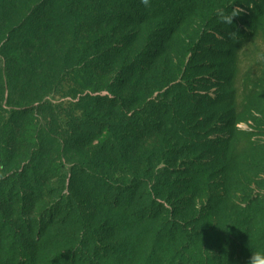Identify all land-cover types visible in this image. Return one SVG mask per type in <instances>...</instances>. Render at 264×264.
I'll return each mask as SVG.
<instances>
[{"label": "rangeland", "instance_id": "374dc122", "mask_svg": "<svg viewBox=\"0 0 264 264\" xmlns=\"http://www.w3.org/2000/svg\"><path fill=\"white\" fill-rule=\"evenodd\" d=\"M31 1L18 5L17 12L23 17L32 7ZM92 1L98 6L103 1L110 5L103 15L111 12V19L129 17L103 26L99 32H86L83 40L46 36L54 49L30 61L45 64V70L51 71V84L45 88L42 104L30 100L36 90L33 85L20 84L11 99V88H5L0 126L12 119L20 134L0 139L6 155L0 160V199L18 197L26 203L12 208L16 209L14 223L25 254L41 261L48 257L53 260L59 237L67 233L55 224L43 226L39 233L25 227L33 228L39 213L70 194L83 222L98 233L101 249L112 245L113 252H130L119 264H136L144 255L151 243L148 225L105 199L101 190L105 189L104 182L81 169L84 161H90L94 172L118 187L137 182L139 175H148L143 177L146 183H164L167 175L183 183L195 173L200 178L198 187L194 197L189 196L190 206L185 210L191 218L205 217L204 222L210 225L221 224L230 213H240L248 206L262 212L264 0H126L131 5L123 12L112 9V0ZM229 3L234 7L225 9ZM67 13L59 8L55 14L63 27L68 22ZM96 16L95 21L102 13ZM105 33L109 39L90 49ZM4 37L0 35V44ZM79 49L90 54L85 62L77 54ZM222 51L226 53L220 54ZM234 52L233 64L230 59ZM3 62L0 54V71ZM233 69V84L220 83ZM22 73L25 75L26 70ZM225 87L227 94L233 93L232 102L207 106L202 102L216 98ZM86 95L112 97L117 103V107L104 106L103 112L110 124L121 125L122 157H114L110 146L105 151L99 147L96 136L104 135L100 128L88 125L81 130L88 107L79 100ZM199 107L220 109L209 112ZM14 109L18 113L11 118ZM102 125L105 129L106 124ZM223 137L251 143L238 150L237 159L232 160L220 143ZM88 138L93 142H87ZM35 149L40 151L43 166L37 177L32 176L31 169ZM141 194L139 190L137 200ZM175 197L174 201L181 203ZM3 232L0 228V236ZM127 236H132V245L125 242ZM246 239L255 240L251 245H261L264 251V233L252 232ZM11 252L8 242L0 237V264H8L6 257ZM109 260L117 264L115 257Z\"/></svg>", "mask_w": 264, "mask_h": 264}, {"label": "trees", "instance_id": "16d2710c", "mask_svg": "<svg viewBox=\"0 0 264 264\" xmlns=\"http://www.w3.org/2000/svg\"><path fill=\"white\" fill-rule=\"evenodd\" d=\"M112 1L115 2L112 4V9L119 8L122 12L131 5L126 0ZM232 1L234 3L237 2V0ZM25 2L27 3L29 0H25ZM31 2L32 7H29L27 15L23 17L17 12L18 5L24 4L23 0H0V35H5L4 43L0 44V54L4 59L0 71V107H3L5 100V88L8 86L11 88V92H9V98L11 99L20 84L24 86L33 85L36 90L34 97L30 99L31 102L38 101L40 104L43 103L44 95L47 92L45 88L51 84V71L45 70V64L31 63L30 61L36 60L42 53L48 54L50 49H54V46L45 40L46 36L52 35L63 40L72 38L74 40H83L81 38L86 32H96L98 29L101 30L103 26L107 27L113 21H125V17H129L126 14L124 15L125 17L118 16L116 18L111 16V19L109 16L111 12H106L103 15L105 10L111 8L104 1L100 6L92 0H32ZM230 5L232 4L229 3L225 9H229ZM59 8L68 11V22L64 24V27L61 26L58 19L55 20V14ZM97 12H101L102 17L95 21L96 19L94 18L98 17L96 16ZM107 17L108 19H106ZM109 36L106 33L102 35L95 45L90 46V49L102 45L103 42H106V39H109ZM92 40H95V38L92 37ZM34 52L36 53L35 55ZM225 53L226 51H222L220 54ZM77 54L83 62L90 55L88 51H81V49L77 50ZM235 58L236 53L234 52L230 59L233 64L235 63ZM24 70H26L25 75L22 73ZM234 71L235 69L230 70L229 75L226 76L228 78L221 80L220 83L232 85L235 77ZM233 100V93L227 94L225 87V92L223 90V93H219L216 98L211 100L204 99L202 102H205L204 104L207 106L210 103L214 104V102L226 104ZM79 104L83 105V107H88L85 109L86 121L83 123L81 130L88 125L93 126L94 129H102H99V131L101 134L104 133V135L102 137L96 136L99 147L105 151L110 146V152L113 156L122 157L125 150L123 149L121 125L117 123H114V125L113 123L110 124L109 116L103 112V107L106 105L117 107L114 98H92L91 95H86L79 100ZM24 105L27 106L29 104L24 103ZM176 108L179 110V107ZM199 108L209 112L220 109L219 107ZM10 112L11 118H13L18 113V109ZM233 116L231 118H234ZM232 123L229 124L234 126V121ZM13 124L11 119L7 124L0 126V139L1 137H9L10 139L16 134L17 136L20 134V128L17 127V130ZM102 124H106L104 125L105 129ZM80 134L84 137V132ZM183 138L182 136L180 139ZM93 140L90 138L86 139L87 142H93ZM250 141L243 142L241 140L237 143L231 137L227 139L223 137L220 143L223 145L226 156L228 153L230 159L234 160L237 159V152L242 150L245 145L251 143ZM4 152L0 146V160L6 157ZM38 152L40 151L35 149V153L31 157V162L33 163L31 169L34 170L32 176L34 177H37L43 168L42 157ZM101 161L103 160L98 161V163ZM246 163L248 162L243 164ZM80 166L82 170L91 171L94 179L104 182L105 189L104 191L101 189L105 193L104 198L115 204L116 209L120 208L129 212L131 218L148 225L151 243L136 264H250L254 255H259L263 258L264 251L261 248L262 246L255 248L251 245L254 244L255 240L248 241L245 238L251 236L252 232L264 233V221L261 220V217L264 216V209H262V213L258 211V208L248 206L246 210L244 209L240 213L236 211L230 213L221 224L215 225L205 223V217L199 219L189 217V213L185 209L190 206L188 205L189 196L194 197L196 194L198 180L200 179H197L198 176L195 173L191 175L190 181L186 179L187 181L183 183L181 181L176 183L169 175L164 179V183H146L144 178L148 175H139L135 177L137 182L118 187V185L101 176L100 173H96L97 171L94 172V167H92L90 161H84ZM100 178H103V180ZM148 178L152 179L151 177ZM139 190L142 194L139 195L138 200H142V202L137 200ZM182 195L183 197H181ZM175 196H178L177 200H181V203L174 201ZM156 198H159L160 202ZM258 199L256 200L258 201ZM23 201V199L20 200L18 197L10 199L9 196L4 200L0 199V228L4 230L0 237L5 242H8L13 251L6 257V259L8 258V264H110L109 257L111 256L115 257L114 261L119 264V261L125 259L124 257L130 253L129 251H122V249L113 252L112 245H106L101 249L97 242L98 233L93 229L92 225L83 222L80 209L73 203V199L69 194L64 195L60 203L55 207L39 213L33 228L30 225L25 227L30 232L39 233L43 226L55 224L67 233L59 237V250L53 254V260H49L48 257V259L41 261L34 255L25 254L27 250L24 249L23 241L20 238L21 236H19L20 231L14 223L13 213L16 209H12L13 205L18 206L19 202L21 206L26 204ZM23 208L21 207V209ZM10 210H12V213ZM21 215L23 214L21 213ZM258 223H262L260 224L261 227L253 231ZM132 240V236H127V241L125 242L128 245H132Z\"/></svg>", "mask_w": 264, "mask_h": 264}, {"label": "clouds", "instance_id": "9594fccd", "mask_svg": "<svg viewBox=\"0 0 264 264\" xmlns=\"http://www.w3.org/2000/svg\"><path fill=\"white\" fill-rule=\"evenodd\" d=\"M250 264H264V258H261L259 255H254L251 258Z\"/></svg>", "mask_w": 264, "mask_h": 264}]
</instances>
